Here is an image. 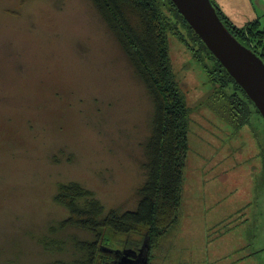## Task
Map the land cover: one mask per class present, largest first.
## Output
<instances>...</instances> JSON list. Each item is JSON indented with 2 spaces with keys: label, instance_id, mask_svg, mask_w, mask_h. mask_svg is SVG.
Returning a JSON list of instances; mask_svg holds the SVG:
<instances>
[{
  "label": "rangeland",
  "instance_id": "obj_1",
  "mask_svg": "<svg viewBox=\"0 0 264 264\" xmlns=\"http://www.w3.org/2000/svg\"><path fill=\"white\" fill-rule=\"evenodd\" d=\"M168 45L192 112L177 222L152 264H264V119L221 118L185 45ZM152 112L91 0H0V264H84L76 242L94 236L63 223L58 185L80 183L106 211L135 209ZM136 235L113 234L112 249Z\"/></svg>",
  "mask_w": 264,
  "mask_h": 264
},
{
  "label": "trees",
  "instance_id": "obj_2",
  "mask_svg": "<svg viewBox=\"0 0 264 264\" xmlns=\"http://www.w3.org/2000/svg\"><path fill=\"white\" fill-rule=\"evenodd\" d=\"M91 2L112 30L152 100L150 133L144 145L145 180L138 189L136 208L121 213L113 209L106 211L92 191L75 181L59 184L54 201L68 212L63 223L94 236L93 241L76 242L77 248L83 254L85 252L84 264H121V257L133 260L130 254L139 255L141 249L140 256L143 258L145 242H149L147 264H152L151 248L177 222L192 112L172 69L168 35L183 43L199 65L214 95L212 108L221 118L240 127L248 122L252 111L260 112L171 0ZM211 3L228 31L264 62V25L254 20L238 27L214 0ZM133 233L137 234L136 238L126 241L127 245L123 244V252L115 253L112 235L127 237ZM73 264L76 263L73 261Z\"/></svg>",
  "mask_w": 264,
  "mask_h": 264
},
{
  "label": "water",
  "instance_id": "obj_3",
  "mask_svg": "<svg viewBox=\"0 0 264 264\" xmlns=\"http://www.w3.org/2000/svg\"><path fill=\"white\" fill-rule=\"evenodd\" d=\"M171 1L208 50L245 91L264 119L263 60L228 31L218 17L211 0ZM145 246H148L147 242ZM132 255L139 256L136 253ZM121 259V264L129 262L127 257ZM138 262L147 264V251Z\"/></svg>",
  "mask_w": 264,
  "mask_h": 264
},
{
  "label": "crops",
  "instance_id": "obj_4",
  "mask_svg": "<svg viewBox=\"0 0 264 264\" xmlns=\"http://www.w3.org/2000/svg\"><path fill=\"white\" fill-rule=\"evenodd\" d=\"M226 17L238 27L259 20L264 25V0H214Z\"/></svg>",
  "mask_w": 264,
  "mask_h": 264
},
{
  "label": "flooded vegetation",
  "instance_id": "obj_5",
  "mask_svg": "<svg viewBox=\"0 0 264 264\" xmlns=\"http://www.w3.org/2000/svg\"><path fill=\"white\" fill-rule=\"evenodd\" d=\"M115 253H118L117 251L115 252ZM130 256H132L133 258L135 257L134 255H132V254H130ZM137 257V256H136ZM128 263L127 264H138L137 263V261H138V259L137 258H135V260L133 259V260H131V259H128Z\"/></svg>",
  "mask_w": 264,
  "mask_h": 264
}]
</instances>
